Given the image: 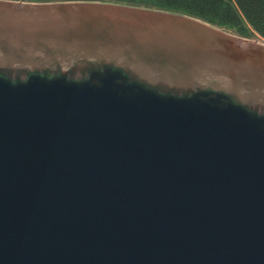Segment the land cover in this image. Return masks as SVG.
<instances>
[{"label": "water", "instance_id": "obj_1", "mask_svg": "<svg viewBox=\"0 0 264 264\" xmlns=\"http://www.w3.org/2000/svg\"><path fill=\"white\" fill-rule=\"evenodd\" d=\"M0 264H264V44L0 0Z\"/></svg>", "mask_w": 264, "mask_h": 264}, {"label": "trees", "instance_id": "obj_2", "mask_svg": "<svg viewBox=\"0 0 264 264\" xmlns=\"http://www.w3.org/2000/svg\"><path fill=\"white\" fill-rule=\"evenodd\" d=\"M26 3L91 2L183 15L229 34L264 39V0H11Z\"/></svg>", "mask_w": 264, "mask_h": 264}, {"label": "rangeland", "instance_id": "obj_3", "mask_svg": "<svg viewBox=\"0 0 264 264\" xmlns=\"http://www.w3.org/2000/svg\"><path fill=\"white\" fill-rule=\"evenodd\" d=\"M252 41L258 42V43H264V39L260 37H255L252 39Z\"/></svg>", "mask_w": 264, "mask_h": 264}]
</instances>
